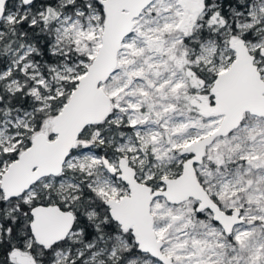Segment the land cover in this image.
Masks as SVG:
<instances>
[{
  "label": "snow or ice",
  "instance_id": "6c2138e0",
  "mask_svg": "<svg viewBox=\"0 0 264 264\" xmlns=\"http://www.w3.org/2000/svg\"><path fill=\"white\" fill-rule=\"evenodd\" d=\"M0 264H264V0H0Z\"/></svg>",
  "mask_w": 264,
  "mask_h": 264
}]
</instances>
